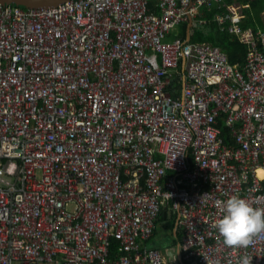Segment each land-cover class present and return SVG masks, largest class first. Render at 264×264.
Masks as SVG:
<instances>
[{
	"label": "built area",
	"instance_id": "1",
	"mask_svg": "<svg viewBox=\"0 0 264 264\" xmlns=\"http://www.w3.org/2000/svg\"><path fill=\"white\" fill-rule=\"evenodd\" d=\"M214 4H0V264H168L147 247L163 209L185 263L264 264V239L232 249L213 227L233 194L264 207V33L217 15L242 70L168 41Z\"/></svg>",
	"mask_w": 264,
	"mask_h": 264
},
{
	"label": "trees",
	"instance_id": "2",
	"mask_svg": "<svg viewBox=\"0 0 264 264\" xmlns=\"http://www.w3.org/2000/svg\"><path fill=\"white\" fill-rule=\"evenodd\" d=\"M225 2L227 6L232 4H248L249 7L244 9L245 20L243 22V27L245 29L251 28L254 31H257V26L261 25V15L264 11V0H225ZM227 11V7L220 8L218 5L213 6L211 9L205 7L201 13L200 19H203V21L206 22V25L196 26L193 28L190 43H208L214 47L221 48L222 51L229 56L231 64L236 65L240 70H242L246 64L248 48L242 45L237 39L234 40L228 31H222L221 26L216 21H214V16ZM186 28L187 25H182L181 35L178 37H173V35H170L169 37L172 41L175 38L180 41H185ZM207 34H209V37L206 36ZM221 128H223L224 135L226 136L228 133L227 128H224L223 126ZM226 139L227 143L230 144V137L228 136ZM175 218L176 217L174 213L169 215V211L167 209H163L161 210L158 217L157 226L158 224L162 225L164 229H169L170 233L172 234ZM157 226L152 237L157 232ZM116 247L117 242L112 239L110 245L112 255L115 254Z\"/></svg>",
	"mask_w": 264,
	"mask_h": 264
},
{
	"label": "clouds",
	"instance_id": "3",
	"mask_svg": "<svg viewBox=\"0 0 264 264\" xmlns=\"http://www.w3.org/2000/svg\"><path fill=\"white\" fill-rule=\"evenodd\" d=\"M223 137L227 142L228 133L225 136L224 130ZM220 211L222 215L216 219L213 227L222 238L224 246L237 250L247 249L257 238L264 239V207L254 206L247 198L233 194L222 203ZM251 260L252 257L244 253L237 259V264H251Z\"/></svg>",
	"mask_w": 264,
	"mask_h": 264
},
{
	"label": "crops",
	"instance_id": "4",
	"mask_svg": "<svg viewBox=\"0 0 264 264\" xmlns=\"http://www.w3.org/2000/svg\"><path fill=\"white\" fill-rule=\"evenodd\" d=\"M225 5H226V7H228V9H229V7H232V9H233V8H235L237 6H240L241 7V10L238 11V12H241L242 15L244 16V19L241 22V28L243 30L251 29V28L245 29L243 27V22L245 20L244 9H246V8L249 7L248 4H245V5H243V4H232V5H228L227 6V4L225 2ZM213 6H216V4L212 5V7ZM218 7H220V6H218ZM204 8L205 7H202L200 9L199 15L196 16L194 20H191V21H188V22H184L182 24H179V26L176 27V28H179V32L177 34L173 35V37L174 36L175 37H178L179 35H181V27H182V25H187V28H186V40H185V42H189L190 43V40H191V37H192V30H193V28H195L196 26L206 25V22L203 21V19H200L201 13H202V11H203ZM216 17H217V15L214 16V21H216ZM257 28L258 29L255 32H263L264 33V11H263V13L261 15V25L260 26H257ZM251 30H253V29H251ZM206 36L209 37V34H207ZM234 40H236V39H234ZM168 41H172L170 37H168ZM202 44L211 45V44H208V43H202ZM170 73H172V72H170ZM224 128H225V126H224ZM171 214L172 213H169V215H171ZM180 231H181L180 227L176 231V225H175V221H174V227H173V230H172V234L170 233L171 236H170V234L166 236V240L169 241V242H168V245H166V247H165V254H163V256L165 257V261H167L168 264H187L183 260V257H182V254H181L180 245H179V242H178V239H177V234Z\"/></svg>",
	"mask_w": 264,
	"mask_h": 264
},
{
	"label": "rangeland",
	"instance_id": "5",
	"mask_svg": "<svg viewBox=\"0 0 264 264\" xmlns=\"http://www.w3.org/2000/svg\"><path fill=\"white\" fill-rule=\"evenodd\" d=\"M178 32H179V28H175L171 32V35H175ZM73 207H74V205H72V208ZM169 234H170L169 229H164V227L162 225L158 224L157 232L152 238H150V240H148L147 247L153 248V249H158L162 252V254H165V247H166V245H168V242H169L166 240V236Z\"/></svg>",
	"mask_w": 264,
	"mask_h": 264
},
{
	"label": "water",
	"instance_id": "6",
	"mask_svg": "<svg viewBox=\"0 0 264 264\" xmlns=\"http://www.w3.org/2000/svg\"><path fill=\"white\" fill-rule=\"evenodd\" d=\"M69 0H0V4H14L16 6L32 8H51Z\"/></svg>",
	"mask_w": 264,
	"mask_h": 264
},
{
	"label": "bare ground",
	"instance_id": "7",
	"mask_svg": "<svg viewBox=\"0 0 264 264\" xmlns=\"http://www.w3.org/2000/svg\"><path fill=\"white\" fill-rule=\"evenodd\" d=\"M260 174H262V175H263V172H260Z\"/></svg>",
	"mask_w": 264,
	"mask_h": 264
}]
</instances>
